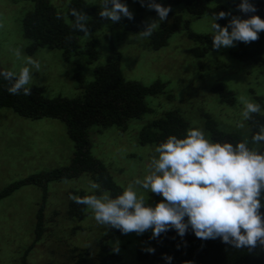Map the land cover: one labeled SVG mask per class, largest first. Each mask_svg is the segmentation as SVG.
I'll return each mask as SVG.
<instances>
[{"label": "trees", "instance_id": "obj_1", "mask_svg": "<svg viewBox=\"0 0 264 264\" xmlns=\"http://www.w3.org/2000/svg\"><path fill=\"white\" fill-rule=\"evenodd\" d=\"M25 1L31 2L32 6L26 8L22 16L23 36L27 39L24 51L36 56L37 51L45 48L62 50L64 59L74 63L70 71L78 82V91L74 97L49 96L42 86L29 84L31 95H13L7 91L8 82L0 80V108H10L27 118L49 117L63 121L74 141L75 151L70 164L14 181L0 192V199L26 184L41 185L47 189L52 181L76 179L83 174L90 175L92 181L100 184V189L95 190L96 194L109 190L113 196L118 195L124 184L112 175L108 163L94 154L96 142L92 136L96 134L105 137L110 131L135 130L127 135L131 143L155 147L171 134L183 136L187 128L199 127L213 140L235 143L245 138L250 141L258 130L257 125L264 123L262 111L253 114L251 120L243 121V127L238 126L243 108L240 91L227 85L224 76L215 80L210 89L216 106L223 105L226 110L234 111L230 117L222 119L213 113V106L206 108L203 103L193 105L181 90L184 82L179 76L171 78L167 73H159L151 83H146L142 79L132 78V73L138 71L133 62L128 69L131 72L127 73L130 77L123 73L124 58L133 57L127 53V48L134 46L141 47L142 51L160 52L170 47L168 45L173 36H186L184 42L188 43L186 48L191 75L203 80L235 66L236 76L239 79L243 77L250 87L247 99L260 103L264 109V96L255 90L258 83L264 88V31L256 41L237 42L232 47L216 50L211 47L212 32L197 30L193 26V22L204 16L212 18L213 13L221 10L242 18L252 15L240 12L237 7L240 0H158L165 6H171V11L166 21L159 22L151 37H143L139 32L150 22L148 14L157 13L141 6L139 0H126L127 4L134 5L131 10L134 19L124 18L116 23L100 17L101 0H69L63 6L55 4L53 0ZM253 2L257 5V14L264 18V0ZM108 6L111 7L110 4ZM73 9L87 15V34L74 27L76 18L72 15ZM229 19L231 16L218 23L223 26ZM89 64H93V68L88 70L91 74L83 68ZM0 67L10 70L1 61ZM187 100L192 107L188 104L186 107ZM130 155L138 158L136 153ZM70 194L84 196L93 192L74 188L68 192ZM144 196L153 205L162 199L151 192ZM45 202L47 195L37 213L34 237L24 252V262L26 254L44 236ZM87 212V206L77 204L70 198V219L84 220ZM78 228L73 229L77 231ZM103 230L104 236L97 240L98 249L94 252L93 264H129L124 254L114 251L116 247L113 246L115 238L124 234L107 225ZM131 234L127 244H132L133 257L144 264H168L164 259L165 254L174 258L171 264H264V246L261 245L251 250L235 249L220 239H198L191 230L183 238L174 231L162 233L157 239H149L151 230L142 235ZM149 245L155 248L154 253L143 250ZM76 250L74 247L73 251ZM90 254L93 251L82 250L78 253V259L84 261Z\"/></svg>", "mask_w": 264, "mask_h": 264}, {"label": "rangeland", "instance_id": "obj_2", "mask_svg": "<svg viewBox=\"0 0 264 264\" xmlns=\"http://www.w3.org/2000/svg\"><path fill=\"white\" fill-rule=\"evenodd\" d=\"M53 1L63 6L69 0ZM29 6H32V3L25 0H0V61L8 69L18 73L27 57L38 60L40 69H33L29 84L42 86L49 96L74 97L78 91V82L71 73L74 63H68L64 59L62 50L45 48L37 51L36 56H30L24 51L27 39L23 36L22 16ZM128 6L132 10L134 5ZM148 18L151 22L158 19V16L148 14ZM211 21V17L204 16L193 22V26L197 30L211 32ZM184 41L186 36H173L168 45L170 47L167 46L168 48L160 52H148L146 49L142 51L141 47L134 46L127 48V53L133 57L124 58V75L130 77L127 73L131 72V69H128L133 62L138 71L132 73V78L142 79L146 83H151L159 73H167L171 78L179 76L184 82L181 90L193 105L203 103L206 108L213 106L212 111L216 116L219 115L222 119L230 117L234 113L233 109L226 110L223 105H215L213 93L210 92L211 85L224 76L227 85L240 91V100L241 97L249 98V85L244 82L243 77L239 79L236 76L235 66L220 70L219 73L203 80L195 78L189 72L190 59L186 48L188 43ZM17 47L22 52L20 59L12 51ZM83 68L91 74L88 70L93 68V64ZM255 90L260 96H264L262 84L258 83ZM189 100L187 103L184 101L186 107L187 104L192 107L188 103ZM128 132L135 130L110 131L105 137L98 134L92 136L96 142L94 154L108 163L110 172L124 187L136 177L142 178L147 174L151 158L155 155L154 145L139 146L137 143H131ZM74 148V141L63 121L49 117L27 118L10 108H0V192L14 181L70 164ZM131 153H136L138 158L131 156ZM91 181L90 175L83 174L76 179L52 181L47 185V189L41 185L26 184L1 198L0 264H93L94 252L98 249L97 240L104 236V225L96 222L91 209L84 220H72L68 216V192L74 188L93 192L95 190L90 189ZM139 191L142 195L148 193L144 189ZM46 195L45 233L26 254L24 262V252L33 240L36 216ZM74 227L79 228L75 231ZM131 235L128 233L115 238L113 246L119 248L129 264H144L134 258L130 248L132 244H127ZM74 247L77 248L76 251H73ZM85 249L93 251V254L80 261L78 253Z\"/></svg>", "mask_w": 264, "mask_h": 264}, {"label": "clouds", "instance_id": "obj_3", "mask_svg": "<svg viewBox=\"0 0 264 264\" xmlns=\"http://www.w3.org/2000/svg\"><path fill=\"white\" fill-rule=\"evenodd\" d=\"M141 6L154 10L158 19L147 23L139 34L151 37L159 22L166 21L171 6L158 0H139ZM111 5L109 7L108 5ZM240 12L251 13L247 18L224 10L213 13L210 29L213 49L232 47L237 42L250 43L259 39L264 31V18L257 14L253 0H240ZM76 18L74 27L88 33L87 15L72 10ZM100 17L113 23L124 18L134 19L126 0H101ZM231 16L227 24L219 20ZM20 59V48L12 50ZM33 69L40 63L31 57L19 72L0 67V80L7 81V91L13 95H31L28 86ZM242 121L264 111L258 102L241 97ZM239 127H243L241 122ZM247 138L231 141L213 140L199 127H189L183 136L169 135L154 148L146 175L136 177L118 194L109 190L91 195L70 194L77 204L92 210L97 223L117 229L122 234L135 232L142 235L151 230L149 239L174 231L183 238L189 230L201 240L220 239L235 249H255L264 246V123ZM100 184L90 182V189L99 190ZM140 189L162 197L154 205L140 194ZM154 253L151 245L143 249ZM114 251H119L116 247ZM171 264L174 259L165 254Z\"/></svg>", "mask_w": 264, "mask_h": 264}]
</instances>
